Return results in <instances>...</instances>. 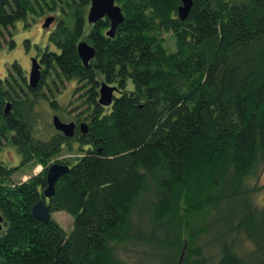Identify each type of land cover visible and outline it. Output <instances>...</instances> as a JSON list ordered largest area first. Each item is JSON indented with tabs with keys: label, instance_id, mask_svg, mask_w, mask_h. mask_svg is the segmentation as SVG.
<instances>
[{
	"label": "trees",
	"instance_id": "trees-1",
	"mask_svg": "<svg viewBox=\"0 0 264 264\" xmlns=\"http://www.w3.org/2000/svg\"><path fill=\"white\" fill-rule=\"evenodd\" d=\"M191 2L181 22V0H115L124 21L111 39L107 19L87 23L90 0H1L0 29L55 19L44 74L75 81L89 109L77 146L43 138L46 97L0 82V149L20 162L0 158V264H264V203L254 198L264 190V0ZM82 41L96 51L88 68ZM11 71L23 76L16 62ZM102 82L122 92L110 108L97 104ZM52 163L69 173L46 204L72 219L70 231L31 216ZM29 165L42 170L12 184Z\"/></svg>",
	"mask_w": 264,
	"mask_h": 264
},
{
	"label": "rangeland",
	"instance_id": "rangeland-1",
	"mask_svg": "<svg viewBox=\"0 0 264 264\" xmlns=\"http://www.w3.org/2000/svg\"><path fill=\"white\" fill-rule=\"evenodd\" d=\"M50 17L51 16L49 15H44L42 17H28L27 20L30 23V27H25V22L21 21L16 23L13 27H10L9 30H7V32H10L8 34L3 31L4 29H1V33L4 34V39L0 37L1 80L6 77V74H8V71L12 67V63L16 62L20 65L22 71L30 72L32 65L30 62L33 56L44 53L46 48L50 49V51H55L50 47L48 41V32L54 28L55 24L53 23L49 29L43 28L45 19ZM165 38L169 46H171V48L174 47L169 41V36H166ZM10 42L13 43L12 47ZM51 90L52 92L49 93L44 92V95L47 96V100H50V102L54 99L58 100V111H53L52 107L44 101L40 102L37 106V113L39 114L40 120L37 123L36 129H39L43 138H48L56 132L52 127L54 114L61 119H68L70 116H74L85 110V107L80 108V103L83 102L84 99L78 101L82 92H79L78 95L74 93L72 95L71 90L68 89L65 81L59 82V80H57L56 85L52 86ZM59 94H61V96H58ZM70 101L73 103L69 104ZM76 156L78 155H76L75 152L70 154L63 152L58 159L71 160V158H75ZM0 158L3 162L9 163L10 167L16 168L20 165L19 157L9 147L5 146L0 149ZM41 170L42 168L40 166L33 167L31 165L22 168L11 178L12 184L18 185L20 182H25L31 176L38 175ZM260 174V178L256 180V185L262 187V185H264V168ZM254 196L256 203L261 207L264 203V190L262 189V191H259ZM51 215V218H53L63 229L66 231L71 230L72 219L67 214L52 213ZM248 248H253V244L250 241L244 244V249L249 250ZM250 262H252V258H250Z\"/></svg>",
	"mask_w": 264,
	"mask_h": 264
},
{
	"label": "water",
	"instance_id": "water-1",
	"mask_svg": "<svg viewBox=\"0 0 264 264\" xmlns=\"http://www.w3.org/2000/svg\"><path fill=\"white\" fill-rule=\"evenodd\" d=\"M182 5L177 9L178 19L181 22L187 19L189 12L192 8L193 3L191 0H181ZM1 3V0H0ZM89 11L86 15L87 23L90 26L97 24L98 21L107 19L109 21L108 31L105 33L106 38H113L115 31L118 26L124 21V16H122L121 7L115 5V0H90ZM55 21L54 18L45 19L44 28H48ZM76 51L78 57L85 68H88L92 60L95 58L96 51L86 42L82 41L77 44ZM30 77L28 81V86L31 90H35L39 85L41 74V67L36 60L31 61ZM117 92L115 87H109L106 83L102 82L98 89V100L97 104L104 108H110L112 106L113 99H115L114 94ZM4 115L11 113V105L8 103L4 108ZM52 127L59 134L61 133L65 138L70 139L74 135L73 124L66 125L61 122L59 117L54 116L52 119ZM82 132L85 133L87 126L82 125ZM46 183L47 187L43 191V199H41L35 206L31 209V216L43 224H48L51 220V214L47 201L51 200L54 196V189L57 181L61 179L62 176L69 173V167L59 164H51L47 169ZM3 217L0 215V233L2 231Z\"/></svg>",
	"mask_w": 264,
	"mask_h": 264
},
{
	"label": "flooded vegetation",
	"instance_id": "flooded-vegetation-1",
	"mask_svg": "<svg viewBox=\"0 0 264 264\" xmlns=\"http://www.w3.org/2000/svg\"><path fill=\"white\" fill-rule=\"evenodd\" d=\"M45 23V22H44ZM54 24H55V21L53 22ZM15 25V24H14ZM53 25V24H52ZM51 26V25H50ZM50 26L48 27V28H46V29H49L50 28ZM13 27V26H12ZM43 28H44V24H43ZM45 29V28H44ZM54 29V28H53ZM51 30V31H47L48 33H49V35L54 31V30ZM7 30H9V28L7 29ZM7 30H3L4 32H6L7 34L8 33H10L9 31L7 32ZM115 36V35H114ZM0 37L2 38V39H4V34L3 33H1V29H0ZM114 38V37H113ZM113 38H111V39H113ZM11 43V47L13 46V43L12 42H10ZM50 47H51V45H50ZM47 49V48H46ZM45 49V50H46ZM44 50V51H45ZM45 53V52H44ZM44 53H40V54H38V55H36V56H33V58L31 59V61H33V59L34 60H36L37 61V63H39V65H40V67H41V74H42V76H41V78H40V81H39V83H38V87L35 89V90H31L30 89V87L28 86V81H29V77H30V75H29V73L30 72H24V71H22V77L20 78L19 76H17V75H14L13 74V72L11 71V69L8 71V74H6L5 76L6 77H4L2 80L0 79V82H1V84H3L5 87H7V86H9V87H11V89L13 88V86H14V84H15V87H16V84H17V86L18 87H20V90L21 91H23V92H25L26 93V95H29V94H32V93H35V91L36 92H38V93H40V94H42L44 97H46V102L49 104V106L53 103V101L55 102V106H57L58 108H59V106H58V100H52L51 102H50V100H47L48 98H47V96H45L44 95V92H52V90H51V88H52V86H54V85H56V81H55V83H51V81H50V79H49V77L46 75V74H44V65H43V63H42V58H43V55H44ZM31 63V62H30ZM12 68V67H11ZM31 70V69H30ZM45 75V76H44ZM51 76V75H50ZM61 80H59V82H60ZM8 84V85H7ZM65 84H67V87H68V89H70L71 90V94L73 95V93L74 94H79V92H82V91H78V89L79 88H81V86H79L75 81H67V82H65ZM109 87H115L116 89H117V92L114 94V97L116 98V97H118L119 95H121V93L122 92H120L119 90H118V87L116 86V85H111V86H109ZM64 91V90H63ZM78 91V92H77ZM31 92V93H30ZM61 93H62V91H61ZM58 96H61V94H59ZM82 96H83V94H81V96L79 97V100L78 101H81L82 99ZM53 99V98H52ZM84 102H86V100H85V98H84V100H83ZM77 102V101H76ZM6 104H8L7 102H5ZM73 102L72 101H70L69 102V104H72ZM82 103V102H81ZM81 103H80V108H82L81 107ZM10 105H11V103H10ZM12 106V105H11ZM89 109V107H85V110L84 111H81L79 114H76V115H74V116H70L68 119H61L60 117V120H61V122L62 123H64V124H66V125H69V124H73V126L75 127L74 128V135L70 138L71 140H73V145L74 146H77V144H78V141L81 139V138H83L82 136H86L87 134H88V126H87V124H88V122H87V118H88V115H84V112L86 111V110H88ZM11 114V113H10ZM9 115V114H8ZM53 116H56L55 114L53 115ZM57 117V116H56ZM82 125H85V126H87V128L85 129V133H83L82 132ZM61 134V133H60ZM62 135V134H61ZM63 136V135H62ZM64 137V136H63ZM65 138V137H64ZM67 139V138H66ZM70 139H68V140H70ZM53 164V163H52Z\"/></svg>",
	"mask_w": 264,
	"mask_h": 264
}]
</instances>
